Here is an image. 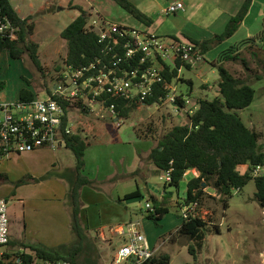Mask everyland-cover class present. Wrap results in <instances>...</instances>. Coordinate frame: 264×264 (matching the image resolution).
Segmentation results:
<instances>
[{"label": "rangeland", "instance_id": "374dc122", "mask_svg": "<svg viewBox=\"0 0 264 264\" xmlns=\"http://www.w3.org/2000/svg\"><path fill=\"white\" fill-rule=\"evenodd\" d=\"M51 1L52 4H50ZM67 1L9 0L11 7L19 17L30 18L29 23L32 25V30L28 39L38 45L37 53L42 71L34 67L27 52H24L20 59H12L6 51L2 52L0 54V82L5 83V88L0 92L1 99L15 101L18 99V92L23 88L32 91L41 99L46 97L43 92L52 87L54 72L67 55V46L60 38V33L70 23L71 18L78 15V10H72L74 6L79 5L85 8L86 13L96 11L110 22L137 28L141 25L146 26L145 23L135 20L119 8L114 0H93V2L72 0L74 6ZM58 5L62 7V13L59 15L62 19L59 23L55 17ZM256 7H259L261 11V8H264V0H257ZM262 16L263 14L254 8L235 35L225 40L224 43L215 45L203 55V61L192 69H183L180 76L182 79L180 81L183 83L179 87L180 91L195 102L200 99L212 100L217 97L219 76L217 69L212 67L211 63L219 61L222 58V52L227 51L229 47L239 46L238 42L247 38V34L254 35L261 27L260 17ZM173 17L170 15L168 19ZM236 53L237 60L223 61L222 64L234 77L245 81L254 90L253 102L249 107L238 111V114L245 126L259 134V147L264 150L263 52L258 47L248 49L242 45ZM186 80H189L191 85L185 83ZM70 120L73 131L80 133L89 143L83 158L82 173L88 179L102 180L111 167L120 173L116 178L119 177L126 194L139 191L140 197L124 200L127 201L130 210L127 213L134 215V220H140L141 228L147 225L149 234L143 230L142 232L155 241L154 247L158 249L156 255H169V264H264V209H261L254 200L253 180H250L242 190L234 191L225 206L213 190L204 189L205 195L200 204L195 207L194 212L195 216L206 222L208 233L201 248H195V259L187 251L188 246L193 243L187 238L173 234L182 221L179 207L185 198L186 183L191 176H184L177 188L168 186L164 173L154 168L147 153L173 126L184 123L186 120L184 115L176 112L170 104L136 108L127 119L119 121V127L116 126L114 118L108 116L105 111L97 116L95 113L82 114L73 110ZM39 150H34L28 155L14 156L6 164L9 174L6 183L11 186L8 189L11 195L8 193L6 195L8 198L0 195V198L7 201L9 235L12 226L15 225L9 216V207L17 204L15 200L23 199L29 202L28 211H30L44 200H51L54 197L53 194L56 199L58 198L57 193L62 192V189L55 185V191L51 194L48 180H55L63 187V197L60 199L63 209L56 207V213L59 215L60 211L65 218V197L68 186L65 176L73 168L74 156L64 146L53 151ZM46 152L47 154H42ZM49 156L56 160L51 168L48 160L52 162L54 159H50ZM129 167H131L130 170ZM45 170H49L48 173L42 177L39 176L41 174L38 172ZM30 178L34 180L31 181ZM18 182L23 183L18 184ZM103 184H105L104 187L109 188L108 182H97L100 192L104 191L100 187ZM85 187L91 189L90 186ZM85 191L83 197L80 198L81 202L83 200L91 206L95 204L96 199L101 200L100 197L93 196L92 192ZM151 196L167 208V213L157 220L156 224L146 218L147 211L144 208L146 202L152 204ZM94 209L91 207L87 211L92 213ZM38 210L36 212L45 218V221H52L50 215H55L52 205L49 206L46 202L43 210ZM103 211L104 215L108 213L106 209ZM31 220L33 219L29 222ZM82 224L87 231V240L78 257V264H111L117 239L102 236L98 230L90 234L83 222ZM45 227L49 229L39 232L38 235H43V238L37 237V240L48 238L46 236L51 233V230L56 233L58 224H49L47 221ZM107 230L108 227L105 228V232ZM53 238L55 237L47 240L51 242ZM9 240L19 243L30 239H26L23 235L15 237L11 234ZM59 240L62 242L63 238ZM70 241L71 233L67 240L60 244H68ZM18 246L17 244L6 245L0 249V254L9 255L12 261L17 251H20Z\"/></svg>", "mask_w": 264, "mask_h": 264}, {"label": "trees", "instance_id": "16d2710c", "mask_svg": "<svg viewBox=\"0 0 264 264\" xmlns=\"http://www.w3.org/2000/svg\"><path fill=\"white\" fill-rule=\"evenodd\" d=\"M114 2L135 20L143 23L148 22L149 19L127 0H114ZM250 4L251 0H244L239 11L229 19L220 35L210 40H188L186 42L191 43L203 56L215 45L230 39L235 34L246 16ZM0 7L18 29L15 39H0V54L6 51L10 58L20 59L21 55L27 52L34 67L42 71L37 53L38 45L28 39L32 30V25L29 23L30 18H20L11 7L9 0H0ZM76 8L79 15L61 31L60 38L65 41L67 46L66 63L80 67L93 60L99 47L96 37L84 30L86 11L81 7ZM242 45L248 49L260 48L263 52L264 64V18L261 22V29L256 35L240 42L239 46L229 47L227 51L222 52V58L219 61L211 63V66L217 69L219 76L218 96L212 100H198V108L193 115L184 123L173 126L161 137L156 146L151 148L148 154V159L158 171L163 173L170 171V181L166 182L168 186L177 188L188 170L197 172L198 176L192 177L186 183L185 198L179 208L190 204H195L197 207L205 195L204 189L213 190L225 206L234 191L242 190L250 180H253L255 185L254 200L261 209H264V150L259 147V134L245 126L238 114V111L251 105L254 90L245 81L234 77L222 64L223 61L237 60L236 52ZM176 65L178 69L180 63L176 62ZM186 68L190 69L189 66ZM177 69L172 71L171 76L176 75ZM185 83L191 85L189 80H186ZM4 88L5 83L0 82V92ZM35 96L32 91L24 88L18 92V100L22 102H29ZM153 101V99L148 100L146 105L150 106ZM113 103L117 120L127 119L133 110L141 107L137 104L126 105L121 100H107V105ZM81 113L87 114L86 112ZM63 140L64 147L73 154L75 159L72 170L65 176L68 185L65 208L69 216L68 226L71 241L68 244L50 248L40 243H15L9 240L6 245L17 244L20 251H17L12 261L9 255L0 254V264H56L58 262L78 264V257L87 240V231L80 218L81 189L85 186H90L93 189L99 188L97 181L88 179L82 173L84 154L89 146L86 138L78 132H72L64 135ZM239 166L247 167L244 173L239 172ZM255 167L262 169L256 177L252 175ZM0 179H5V177L0 175ZM29 180L33 181L34 179L30 178ZM137 197H140L139 191L126 194L123 200ZM151 201L154 213L146 212V218L156 224V221L167 213V208L158 203L153 196H151ZM207 233L206 222L195 216L189 217L188 220H182L173 234L187 238L193 243L188 246L187 251L195 259V248H201ZM169 263V255L158 254L145 264Z\"/></svg>", "mask_w": 264, "mask_h": 264}, {"label": "built area", "instance_id": "2783aa9c", "mask_svg": "<svg viewBox=\"0 0 264 264\" xmlns=\"http://www.w3.org/2000/svg\"><path fill=\"white\" fill-rule=\"evenodd\" d=\"M183 11L184 4L173 1L163 14ZM17 30L0 7V39H15ZM84 30L96 37L99 47L89 64L74 67L67 64L65 58L54 72L52 87L43 92L44 99L35 96L29 102L0 101V159L12 153L63 147L64 135L72 133L70 114L73 110L97 116L105 111L119 127L115 104L107 105L108 99L147 108L170 104L187 120L197 110L198 102L179 89L183 84L180 81L183 69L190 70L203 61V56L191 43L157 36L147 26L137 28L110 22L96 11L87 13ZM176 62L180 63L178 69ZM174 69L177 73L173 77ZM150 99L154 101L148 106ZM261 171L260 167H255L252 175L256 177ZM164 175L165 182H169L170 171ZM195 207V204L182 206L181 220L195 217ZM144 208L154 213L151 203L146 202ZM115 234L119 239L111 264H145L156 255L158 249L150 245L139 221L120 225ZM9 237L7 201L0 198V249L8 243Z\"/></svg>", "mask_w": 264, "mask_h": 264}, {"label": "crops", "instance_id": "0c3cea01", "mask_svg": "<svg viewBox=\"0 0 264 264\" xmlns=\"http://www.w3.org/2000/svg\"><path fill=\"white\" fill-rule=\"evenodd\" d=\"M91 1L93 2V0ZM127 1L131 3L139 12H141L149 19L148 22L145 23V25L154 34L163 38H173L184 41L210 40L213 39L215 36L220 35L224 31L225 26L229 21V19L234 15H236V13L239 11L241 5L244 2V0H127ZM173 1H181L184 4V11L178 13L177 15L175 14L173 15L174 16L173 18L168 19V16L170 15H164L163 10L166 8V6L169 3ZM256 1L257 0H251V4L249 6L248 12L244 17L242 23L240 24L239 28L244 25V23L249 18L254 8H257L259 12L263 14V16L260 17L261 18L260 22H262V19L264 17V8H261L260 11V8L256 7ZM70 2L73 4V6L75 5L72 0L67 1V3ZM50 4H52V1ZM77 7H81V6L77 5ZM81 8L86 11L85 8L83 7ZM61 9H62L61 5H58L56 7L55 17L58 19L57 23H59L62 19V17L59 16L62 13ZM74 9L77 10L75 6L72 8V10ZM77 16H73L70 22L73 19H75ZM164 17L167 18L165 19ZM260 29L261 27L254 35H256L260 31ZM254 35L247 34L246 36L247 38L243 39L242 41L249 39ZM0 101H6V100L0 98ZM71 130L72 132H74L72 127ZM43 149L53 151L48 148H42V150L40 149L39 151H44ZM47 152L42 154H47ZM85 152H87V149ZM149 152L147 151L148 154ZM31 153L30 152L22 153V154L12 153L7 157L1 158L0 175H3L5 179H7V175L9 177L8 170L6 169V164L9 163L14 156H22L26 154L28 155ZM49 158L54 159V157L52 156H49ZM55 161H56L55 159L52 162L48 160V162H50V168L55 165ZM73 163L75 164V160L73 161ZM246 168H247L246 166H239L238 170L240 173H244V171H240V170L241 169L246 170ZM128 169L130 170L131 167H129ZM48 171L49 170H45L44 171L45 173L38 172L39 174H41L39 176L42 177L43 175H46ZM33 172L37 173L35 171ZM117 175H120V173L110 167V171L105 176H103L102 180L99 179L95 180L97 182H104V181L108 182L109 188L104 187L105 184L100 185V187L104 189L103 192H100L99 189H93V188L86 189L87 187H83L81 189V197H83L84 193L86 192L85 190H88L89 192H92L91 194L93 196L95 195L101 198V200L96 199V201L94 202L95 204H92L91 206L90 204L88 205L87 202H84L82 200L83 204L80 211V218L81 221L84 223V225L87 227L88 232L90 234L92 231L95 232L98 230L100 232V235L102 236L104 235V236H109V238L112 239H118V237L115 234L117 227L127 223L128 221L134 220L133 219L134 215L131 214L129 215L127 213L130 210L127 206V201L123 200L126 193L124 192L121 186V181L119 180V177L116 178ZM186 175H190L191 178L198 176L195 170H188L184 176ZM5 179H0L1 197H6L8 193L9 195H11V191L8 190L11 186L6 183L7 180ZM55 185H57L58 188L62 189V192L57 193L58 195L57 199L53 194V192L55 191ZM48 188L50 189L51 194H53L54 197L51 200H44V202L41 203L40 205L37 204V206L32 208L30 211H28L29 202L24 201L23 199L15 200L17 204L14 207H9V216L11 220L15 223V225L12 226L10 235L12 234V236L14 235L15 237H20L23 235L26 239L27 238L30 239L27 240L26 243H30V244L40 243L50 248H54L58 245H62L60 243H62L64 240H67L68 235L70 236V231L68 226L69 216L67 210H65V213L67 215V216L65 215V218L63 217L62 213H60V211H59V215L56 213V207L58 208L63 207V204H61L60 202V199H62L63 197V191H64L63 187L59 182L55 180H48ZM161 193L163 194L164 191ZM46 202H48L49 206L52 205L54 207L55 210L54 214L57 216L55 217V215H50L52 221L50 222L49 220H47L49 224L50 223L58 224V229L56 233L55 232L53 233L51 230V233L48 236H46L49 239L55 237L51 240V242L47 240L48 238L37 240V237L43 238L42 237L43 235H38L39 232L45 231V229H49L45 227V224L47 223V221H45L46 219L39 216V214L36 212L39 211L38 209L43 210V207ZM91 207L95 208L94 211H92V213L87 211ZM103 209H106L108 211V213L106 212V215H104L105 212L103 211ZM30 219L33 220L29 222ZM136 221L140 222V220H136ZM50 227L52 226L50 225ZM106 227H108L107 232H105ZM141 230L146 231V233L149 234L147 225H143ZM62 238L63 241L60 242L59 239ZM150 238L151 237L149 236L147 237L150 245L155 246V241L153 240V238L152 239Z\"/></svg>", "mask_w": 264, "mask_h": 264}]
</instances>
